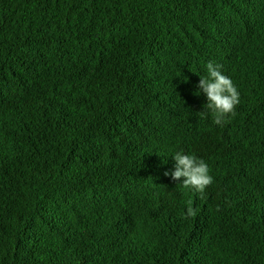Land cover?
Listing matches in <instances>:
<instances>
[{
	"label": "trees",
	"instance_id": "obj_1",
	"mask_svg": "<svg viewBox=\"0 0 264 264\" xmlns=\"http://www.w3.org/2000/svg\"><path fill=\"white\" fill-rule=\"evenodd\" d=\"M0 264H264V0H0Z\"/></svg>",
	"mask_w": 264,
	"mask_h": 264
}]
</instances>
